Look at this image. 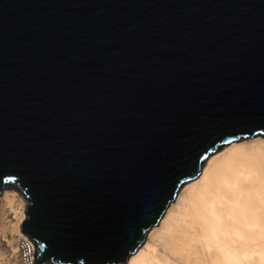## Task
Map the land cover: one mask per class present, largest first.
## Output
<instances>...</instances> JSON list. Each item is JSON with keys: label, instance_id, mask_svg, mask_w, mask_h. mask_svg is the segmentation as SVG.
Returning a JSON list of instances; mask_svg holds the SVG:
<instances>
[{"label": "water", "instance_id": "water-1", "mask_svg": "<svg viewBox=\"0 0 264 264\" xmlns=\"http://www.w3.org/2000/svg\"><path fill=\"white\" fill-rule=\"evenodd\" d=\"M264 132V0H0V188L36 263L126 259L216 145Z\"/></svg>", "mask_w": 264, "mask_h": 264}, {"label": "bare ground", "instance_id": "bare-ground-1", "mask_svg": "<svg viewBox=\"0 0 264 264\" xmlns=\"http://www.w3.org/2000/svg\"><path fill=\"white\" fill-rule=\"evenodd\" d=\"M0 190V264H37L21 233L29 200L14 183ZM106 264H264V132L207 152L139 245Z\"/></svg>", "mask_w": 264, "mask_h": 264}, {"label": "rangeland", "instance_id": "rangeland-1", "mask_svg": "<svg viewBox=\"0 0 264 264\" xmlns=\"http://www.w3.org/2000/svg\"><path fill=\"white\" fill-rule=\"evenodd\" d=\"M216 149H217V148H216ZM201 165H203V164H201ZM200 167H201V166H200ZM1 190H2V189H1ZM1 190H0V191H1ZM21 233H22V235L24 234V236L28 237L26 233L22 232V230H21ZM28 238H29V237H28ZM44 262H47V261H44ZM44 262H43V263H44ZM43 263H41V264H43ZM48 263H49V264H52L53 262L48 261Z\"/></svg>", "mask_w": 264, "mask_h": 264}, {"label": "built area", "instance_id": "built-area-1", "mask_svg": "<svg viewBox=\"0 0 264 264\" xmlns=\"http://www.w3.org/2000/svg\"><path fill=\"white\" fill-rule=\"evenodd\" d=\"M26 237V236H25ZM28 241H30V239L27 237Z\"/></svg>", "mask_w": 264, "mask_h": 264}]
</instances>
